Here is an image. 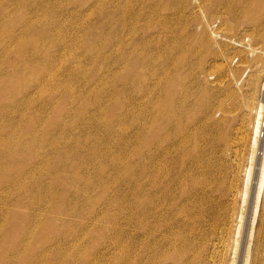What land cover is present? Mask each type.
Listing matches in <instances>:
<instances>
[{
    "label": "rangeland",
    "instance_id": "374dc122",
    "mask_svg": "<svg viewBox=\"0 0 264 264\" xmlns=\"http://www.w3.org/2000/svg\"><path fill=\"white\" fill-rule=\"evenodd\" d=\"M263 83L264 0H0V264H230Z\"/></svg>",
    "mask_w": 264,
    "mask_h": 264
},
{
    "label": "bare ground",
    "instance_id": "6f19581e",
    "mask_svg": "<svg viewBox=\"0 0 264 264\" xmlns=\"http://www.w3.org/2000/svg\"><path fill=\"white\" fill-rule=\"evenodd\" d=\"M261 105L262 104H260V106ZM260 108L262 109V107ZM259 109H257L256 116L253 122V129L251 131L252 135L250 141V154L248 161L249 166H247L246 168V174H245L246 178L243 187V196L241 199L243 205L238 215V225L236 226V230L234 231L235 232L234 241H233L234 249L232 256L230 257L231 260L230 264H247L248 250H249L248 248H249V242L251 240L250 237L252 233L253 222L255 220L258 202L261 195L260 192L262 191V187L264 184V135H261L262 133L264 134V128L261 124V122H264L262 121L264 118L262 119L261 117L262 114L260 113L261 109L260 110ZM24 131L28 132V128L25 127ZM40 140L42 139L34 134H31L29 137L30 143L34 145V146L31 145V147H35L38 145L37 148H39V144L36 143H38V141ZM160 141L161 140H159L157 137L154 139V142L156 143H159ZM3 145H4L3 139L0 138V157L2 153L5 152L3 149ZM11 145L12 148H19V144H17L16 142H13ZM37 153L38 152L35 151V154ZM174 168H175L174 164L170 166L171 170H174ZM140 170H141V175L146 178L143 180L144 186L142 188V191H144V193L142 195L141 215H140V217L143 219V225H142V229H143L146 226L145 225V221L147 218L146 211L149 214H151L153 213V211L158 210L157 202L150 200V196L147 190H149L150 193L153 192L154 195H157L161 191V186H164V184L160 182L159 177L161 176L160 173H163L164 170L162 165L158 162L157 157L155 156L153 157L152 154L147 151L146 147H144V153H142L141 156ZM3 176L6 177L7 175H4L2 173L1 177ZM170 182H171L170 179L166 181V183H170ZM146 184H148V186H146ZM18 190H20V188ZM247 195L249 196L247 197ZM196 210L198 211V213L202 215L201 218L203 219V221L202 220L192 221V225H207V222L204 219L205 212L203 207L201 205L197 206ZM33 220L35 221V218H33ZM209 225H211V223ZM147 231L149 230L147 229ZM16 245H14L12 250L18 249L17 248L18 245L17 246ZM173 262L174 261L172 260V263ZM128 264H133V263H128ZM189 264H194V263L190 262Z\"/></svg>",
    "mask_w": 264,
    "mask_h": 264
},
{
    "label": "built area",
    "instance_id": "2783aa9c",
    "mask_svg": "<svg viewBox=\"0 0 264 264\" xmlns=\"http://www.w3.org/2000/svg\"><path fill=\"white\" fill-rule=\"evenodd\" d=\"M263 128H264V125L262 124Z\"/></svg>",
    "mask_w": 264,
    "mask_h": 264
}]
</instances>
